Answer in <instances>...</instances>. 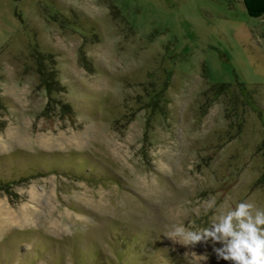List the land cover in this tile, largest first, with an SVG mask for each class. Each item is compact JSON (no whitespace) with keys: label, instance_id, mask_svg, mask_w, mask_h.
Wrapping results in <instances>:
<instances>
[{"label":"rangeland","instance_id":"obj_1","mask_svg":"<svg viewBox=\"0 0 264 264\" xmlns=\"http://www.w3.org/2000/svg\"><path fill=\"white\" fill-rule=\"evenodd\" d=\"M244 1L0 0V264H230L166 233L264 206Z\"/></svg>","mask_w":264,"mask_h":264},{"label":"clouds","instance_id":"obj_2","mask_svg":"<svg viewBox=\"0 0 264 264\" xmlns=\"http://www.w3.org/2000/svg\"><path fill=\"white\" fill-rule=\"evenodd\" d=\"M166 235L186 245L211 241L217 259L230 264H264V206L253 202L236 201L207 226L174 224Z\"/></svg>","mask_w":264,"mask_h":264},{"label":"trees","instance_id":"obj_3","mask_svg":"<svg viewBox=\"0 0 264 264\" xmlns=\"http://www.w3.org/2000/svg\"><path fill=\"white\" fill-rule=\"evenodd\" d=\"M244 5L246 7V10L249 14V16L254 17V18H260L264 16V0H245ZM45 85L47 86L48 89L53 90L54 85L50 81H45ZM242 92H244L246 97H250L251 94L247 90V88L239 84ZM227 85H218V86H213L212 90L214 93L217 94V92H220L226 88ZM218 90V91H217Z\"/></svg>","mask_w":264,"mask_h":264}]
</instances>
